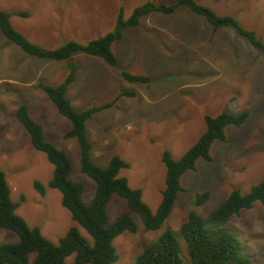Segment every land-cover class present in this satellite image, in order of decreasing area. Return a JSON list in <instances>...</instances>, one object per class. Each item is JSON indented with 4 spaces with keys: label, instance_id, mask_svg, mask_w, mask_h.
Here are the masks:
<instances>
[{
    "label": "rangeland",
    "instance_id": "374dc122",
    "mask_svg": "<svg viewBox=\"0 0 264 264\" xmlns=\"http://www.w3.org/2000/svg\"><path fill=\"white\" fill-rule=\"evenodd\" d=\"M149 1L176 0H0V8L10 13L11 25L30 41L54 48L68 40L85 43L111 31L120 10L128 18L136 6ZM195 1L218 15L233 17L264 45V0ZM211 28L203 15L183 5L171 13L151 11L113 40L114 65L83 51L60 60L39 58L25 53L0 31V169L11 199L18 204L16 212L29 226H37L44 237L57 242L69 226L76 225L92 241L62 205L60 191L48 185L53 165L32 146L16 118L18 105L26 103L30 115L43 124L46 139L66 151L71 161L69 177L83 183L82 199L89 203L95 182L81 170L76 138L64 136L71 123L39 86L56 85L75 64L66 96L76 110L115 101L85 123L90 158L101 167L114 154L126 160L129 166L121 168L119 175L141 189L142 200L152 211L165 184L163 151L180 158L204 131L206 114L248 110L242 124L224 127L225 140L212 142L211 160L198 158L195 169L180 176L182 189L159 228L145 229L124 197L112 194L107 202L110 221L127 211L137 225L134 232L125 230L114 237L118 255L114 264H135L138 253L166 229L172 230L180 243L179 254L188 262L180 232L188 212L205 215L223 203L232 189L246 193L264 178V52L232 26H221L214 33ZM121 70L147 75L149 80L129 81ZM121 92L132 95L118 96ZM35 180L44 185L43 194L34 187ZM204 190L210 191L209 198L196 204V194ZM223 227L235 234L252 264H264L261 201L232 215ZM17 240L14 231L0 228V244ZM34 257L35 252L29 253L26 264H34ZM73 257L67 256L64 264H74Z\"/></svg>",
    "mask_w": 264,
    "mask_h": 264
},
{
    "label": "trees",
    "instance_id": "16d2710c",
    "mask_svg": "<svg viewBox=\"0 0 264 264\" xmlns=\"http://www.w3.org/2000/svg\"><path fill=\"white\" fill-rule=\"evenodd\" d=\"M181 5H186L193 12L203 15L213 31L225 25L234 27L239 34L264 52V45L253 31L241 27L233 17L218 15L195 0H176L170 4L145 2L136 6L128 18H124L120 10L113 30L85 43L68 40L54 48H45L30 41L11 25L10 13L1 8L0 31L25 53L39 58L60 60L69 58L75 51H83L99 56L108 64L114 65L117 58L111 49V43L121 37L125 27L137 25L140 16L151 11L171 13ZM16 14L28 15L26 11H18ZM75 70V64H71L68 73L59 83L56 85L39 83V86L58 112L71 123L64 136L76 138L81 170L95 182V192L89 203L82 199L83 183L69 177L71 161L66 151L46 139L43 124L30 115L26 103L18 105L16 118L28 132L32 146L44 152L53 165L48 185L60 191L62 205L70 211L72 219L85 229L92 241L90 242L76 225L69 226L57 242L44 237L37 226H29L16 212L18 204L11 199L5 173L0 169V228L10 229L18 235L16 242L0 244V264H26L31 252H35L34 264H64L65 258L70 254H74V264H114L118 259L113 245L114 237L125 230L134 232L137 225L127 211L119 213L114 220H109L106 205L111 195L124 197L129 209L140 216L145 229L159 228L173 208L178 191L182 189L180 176L189 169H195L198 158L211 160L212 142L215 139L226 138L224 127L231 123L242 124L249 114L248 110L238 113L221 111L216 115L206 114L204 131L180 158L175 159L169 151L164 150L162 161L166 168L165 184L161 190L160 202L156 210L152 211L142 200L141 189L131 187L128 179L119 175L121 168L129 166L126 160L114 154L107 165L101 167L90 158L91 143L86 135L85 123L95 112L113 105L115 101L76 110L66 96V90L75 78ZM120 74L129 81L149 80L147 75L126 70H121ZM123 94L132 95V92H121L118 96ZM34 187L41 194L45 191L44 185L38 180L34 181ZM209 196L208 190L198 192L195 203L201 204ZM255 201H261L264 205V178L252 185L246 193L232 189L223 203L205 215L193 210L188 212L180 225L181 236L187 246L188 262H184L179 254L178 239L171 229H166L157 240L149 243L138 253L135 264H252L251 259L243 253L235 234L223 225L232 215L239 213L241 209L250 208Z\"/></svg>",
    "mask_w": 264,
    "mask_h": 264
},
{
    "label": "crops",
    "instance_id": "0c3cea01",
    "mask_svg": "<svg viewBox=\"0 0 264 264\" xmlns=\"http://www.w3.org/2000/svg\"><path fill=\"white\" fill-rule=\"evenodd\" d=\"M181 6H182V5H181ZM183 6H186V5H183ZM186 7H187V6H186ZM187 8H188V7H187ZM188 9H189V8H188ZM189 10H190V9H189ZM194 13H195V12H194ZM211 31L214 33L216 30H215V31H213V30H212V28H211Z\"/></svg>",
    "mask_w": 264,
    "mask_h": 264
}]
</instances>
